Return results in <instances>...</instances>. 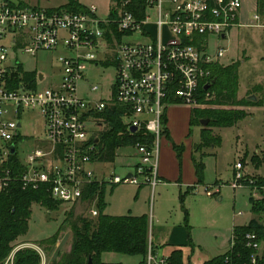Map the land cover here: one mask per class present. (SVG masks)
<instances>
[{"label":"built area","instance_id":"built-area-1","mask_svg":"<svg viewBox=\"0 0 264 264\" xmlns=\"http://www.w3.org/2000/svg\"><path fill=\"white\" fill-rule=\"evenodd\" d=\"M242 8V0H147L143 17L125 8L101 17L95 6L73 12L0 0V194L15 187L43 190L60 206L86 204L98 217L102 189L161 184L165 110L171 105L207 106L199 101L200 87L210 86L211 67L227 52L221 42L242 26ZM254 21L260 27L257 14ZM149 25L158 29L157 36L148 32ZM138 34L143 40H130ZM39 53L56 56L49 74L25 69L19 59V54ZM105 69H112L113 81L103 96L100 77ZM211 97L206 92L205 100ZM113 110L122 114L130 133L141 131L153 138L122 149L134 160L124 166V175L95 168L107 164L97 156L104 148L103 134L112 128L105 114ZM31 113L43 121V138L20 152L19 146L30 138L24 117ZM244 171V164L237 162L228 186L264 202V184L247 179ZM221 186H204L206 195L219 196ZM93 188L95 193L86 198ZM193 188L195 192L198 185ZM244 240L255 252L250 263L257 264L264 243L254 232ZM234 241L235 235L231 250ZM146 264H169L168 258L156 255L151 241Z\"/></svg>","mask_w":264,"mask_h":264},{"label":"rangeland","instance_id":"rangeland-1","mask_svg":"<svg viewBox=\"0 0 264 264\" xmlns=\"http://www.w3.org/2000/svg\"><path fill=\"white\" fill-rule=\"evenodd\" d=\"M11 1L45 9L60 8L70 1H75L86 9L95 6L101 17H105L113 6L112 0ZM242 3L241 23L248 26L233 29L230 32L231 39L221 42V45L228 50L222 65L227 67L230 63L240 64L238 70L240 93L248 85L264 82V10L257 11V0H242ZM255 14L260 17V27L254 26ZM147 30L156 36L159 33L154 25L147 26ZM130 40L140 41L143 38L138 34ZM19 59L24 64L25 69L44 74H49L56 62L55 55L45 53H39L35 57L19 54ZM102 71L100 81L104 84L105 90L101 95L105 96L113 81V71L112 69ZM58 76L56 75V77ZM257 95L264 99L263 93ZM211 107L207 105L203 106L202 109ZM242 110L246 116L238 124L231 128L217 129L216 133L213 132L215 137L218 135L221 137L220 144L212 152L217 157L209 158L206 161L204 184L198 186L195 192L193 187H191L193 189L189 188L192 194L185 197L184 203L181 202V193H184L186 188L181 191L182 188L179 184L168 187L159 184L154 190L152 187L145 186L138 197L136 186L119 185L115 186L112 192L113 187L106 188V201L109 204L106 212L109 214L125 213L123 211L126 209H132L134 215L148 214L149 218L154 220V226H151V231H149L148 245L151 241L153 248L162 256L168 253L169 249L166 244L178 243L185 236L188 244L192 242L196 245L193 263L207 260L215 254L217 249L215 234L218 235L219 239L230 238L234 216L238 218L237 223L248 222L252 218L264 226V212L257 215L251 212L249 191L234 190L228 186L231 171L234 170L237 162L244 164V173L247 179L258 180L264 177V101L260 109L243 108ZM174 116L169 118L171 122L176 123V120L179 121L182 115L181 112H176ZM201 121L194 123L202 129ZM197 127H194L193 139L195 141L199 139ZM43 129V121L36 113L26 115L24 117V130L30 134V138L19 146L20 152L29 151L37 144V140H42ZM24 130L21 132L24 133ZM116 153L117 157L113 163L97 167L99 172L103 169L109 173L115 172L124 175L126 171L124 166L133 163L134 160L126 157V154H129L126 150L117 149ZM205 153H208L207 149H201V154L205 155ZM254 157L260 159L259 165L253 161ZM216 181H219L218 185H224L221 186L219 195L222 197L221 201L218 199L219 196L208 197L205 193L204 186L214 185ZM90 207L83 204L79 207L49 208L43 203H34L30 207L31 216L28 232L14 242V249L4 264H14L15 254L25 249L37 252L41 257V264H58L71 250L74 238L72 223L79 217L96 220L97 217H93L89 213ZM237 212H242L243 215L236 216ZM175 228L182 230L174 232ZM199 245L202 246L201 249ZM184 251L187 262L191 250L187 247L184 248ZM262 251L264 252V245ZM103 260L122 264H139L140 262L139 257L115 253L105 254Z\"/></svg>","mask_w":264,"mask_h":264},{"label":"trees","instance_id":"trees-1","mask_svg":"<svg viewBox=\"0 0 264 264\" xmlns=\"http://www.w3.org/2000/svg\"><path fill=\"white\" fill-rule=\"evenodd\" d=\"M112 3L113 6L110 10L125 8L138 17H143L147 0H112ZM63 7L73 12L86 11V8L75 1H70ZM263 10L264 0H257V11ZM239 65V63L227 67L220 64L213 65L210 86L202 84L200 87L199 101L212 106L211 108L193 110L192 122L210 120L208 128L202 132L201 149L216 147L220 144L221 139L215 137L212 132L213 128L234 127L246 116L242 110L243 107L262 105L261 102H252L247 98L238 99ZM31 76L34 77V75H30V78ZM206 92L212 94L210 99L205 100ZM121 115L116 110L105 114L111 122L112 128L102 136L101 143L104 148H100V153L97 156L101 162L113 163L116 159L117 149H124L125 146L135 145L138 142H151L153 139L141 131L130 133L123 125ZM253 161L257 162V165L261 162L258 157H254ZM196 171L197 175L202 178L204 165L201 161L196 163ZM258 180L259 184H264V177ZM104 190L102 189L97 204L99 215L96 220L79 217L72 223L74 238L71 250L58 264H122L105 262L103 256L110 253L139 257V264H146L150 231L148 215L110 216L104 214ZM94 193L95 188L92 189L91 194L86 195V198H90ZM184 199L185 196L182 195V203H184ZM34 203H43L49 208L60 207V204L51 200L43 190L22 191L21 188L15 187L9 193L0 194V264H4L12 253L14 242L27 234L31 216L30 207ZM250 203L254 214L264 212L263 201L255 202L250 199ZM250 232L256 233L264 243V226L252 220L249 225L234 229L235 241L232 250L206 264H251L250 259L255 252L246 247L244 240L245 235ZM168 260L169 264H183L182 251H174ZM14 264H41V257L37 252L28 249L20 250L15 254ZM257 264H264V252Z\"/></svg>","mask_w":264,"mask_h":264},{"label":"crops","instance_id":"crops-1","mask_svg":"<svg viewBox=\"0 0 264 264\" xmlns=\"http://www.w3.org/2000/svg\"><path fill=\"white\" fill-rule=\"evenodd\" d=\"M67 4L68 3H66L64 6H66ZM256 9H257V3H256ZM241 14H242V12H241ZM241 18H242V15L240 16V23H241ZM245 26H248V25L242 24L241 27H245ZM241 27H239V28H241ZM255 27H257V26H255ZM235 29H237V28H235ZM230 39H231V33L229 34V36L226 38L225 41H228ZM227 52H228V50H227ZM224 58H225V56H224ZM223 59H222V61H223ZM222 61H221L220 65H222ZM232 64L233 63H230V64H228V66L232 65ZM252 88L255 89L253 92H252V90H253ZM258 88H259V90H257ZM261 93L264 94V82L256 83L253 85H248L246 87V89L242 93H240V79H239L238 99L247 98L249 100V98L251 96H255L256 97L255 102H261L262 103L264 101V99L257 95V94L260 95ZM252 102H254V101H252ZM260 107L261 106H259V105H255V106H247V107H243V108H246V109L248 108L249 110H252V109H260ZM193 110H194L193 108L188 107V106H184V105H171L165 110L164 122H165L166 127H165L163 137H162L161 143H160L159 161H158V163H159L158 176H159L160 180L162 181L161 185H163L164 187H168L170 185L179 184V186L182 188L181 191L183 190V188H186L185 192L181 193V196L184 195L185 197L192 194L189 188H191L195 185L200 186V185L204 184L203 182H204V177H205L206 161L209 158L217 157L216 154L215 155L212 154V152L216 148L214 146H212L210 148H202V149H207L208 153H205V155L201 154V146L200 145L202 142V132H203V130L208 128L207 127L208 125L203 126L201 124L202 125V129H201L200 126H198L194 122H192ZM176 112H181L182 116L179 119V121L176 120V123L175 122L173 123L170 121L169 117L170 116L173 117ZM194 127H197V129L199 130V139L197 141H195L193 139ZM217 129H220V128H213L212 132L216 133ZM218 137H220V135H218ZM220 139H221V137H220ZM200 161L204 165V172H203L202 178H200L197 175V171H196V163H198ZM101 165H103V164L95 165L97 172H99L98 171L99 169H97V167L101 166ZM103 168H105V167H103ZM102 172H104L103 169H101V172H99V173H102ZM233 174H234V170L231 171V178L229 179L228 182H230L232 180ZM217 183H219V181L215 182V184H217ZM145 186H148V185L136 186L137 187V192H136L137 197L141 193V191L145 188ZM148 187H150V186H148ZM155 188H152V189L154 190ZM113 190H114V187L111 189V192ZM106 193H107V190L105 189L104 190V197H103V201L105 204L104 214L110 215V216H125V215L141 216V215H134L132 213V209H128V210L126 209V211H123L125 213H116V214L107 213L106 209L108 208L109 204L106 201ZM218 199L221 201L222 197L219 196ZM251 208H252V205H251ZM185 212H186V210H185ZM251 212H252V210H251ZM142 215H148V214H142ZM242 215H243V213H242ZM148 217H149V215H148ZM149 220H150V231H151V226H154V220L151 218H149ZM237 220H238V218L234 216L233 227L231 230L230 238L219 239L218 235L215 234V236H216L215 240L217 241V243H216L217 249L215 251V254L212 255L207 260L198 261L197 263H193L192 260L194 258L196 245H194L192 242H190L188 244L185 236H183L178 243L171 242V243L166 244V246H168L169 250H168V253L163 254L162 256L159 255V252L157 250L154 249V251H155L156 255H158L160 257L169 258V256L174 251L181 250L183 253V264H206L210 260L217 258V257H220V256H223L226 253H228L231 250L233 235H234V229L236 227L249 225V223L252 221V218H250L248 222L245 221L244 223H237L238 222ZM181 230L182 229L175 228L174 232L181 231ZM160 246H162L161 243H160ZM187 247H189V249L191 250V253L189 252L190 254L188 255V261L186 262L184 248H187ZM199 248L201 249L202 246L199 245Z\"/></svg>","mask_w":264,"mask_h":264},{"label":"water","instance_id":"water-1","mask_svg":"<svg viewBox=\"0 0 264 264\" xmlns=\"http://www.w3.org/2000/svg\"><path fill=\"white\" fill-rule=\"evenodd\" d=\"M249 100L255 102V101H256V97H255V96H251V97L249 98ZM209 122H210V120H202V121H201V124H202L203 126H207V125L209 124ZM132 132H136V129L133 128V129H132ZM90 263H91V261H90Z\"/></svg>","mask_w":264,"mask_h":264}]
</instances>
